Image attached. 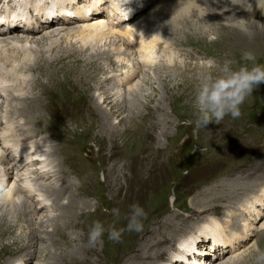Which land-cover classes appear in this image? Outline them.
<instances>
[{
  "label": "rangeland",
  "instance_id": "1",
  "mask_svg": "<svg viewBox=\"0 0 264 264\" xmlns=\"http://www.w3.org/2000/svg\"><path fill=\"white\" fill-rule=\"evenodd\" d=\"M82 23H74L71 20L57 25L72 27ZM178 28H180L179 25ZM43 30L38 29L37 34L24 33L18 36H20L19 39H22L24 35H29L30 39L33 35L36 38L39 36L42 38L39 43L45 45L46 29ZM216 35L211 33V36L210 34L208 36ZM73 38L74 36L70 39L77 43L78 47H81L80 40ZM163 39L165 41H162ZM166 39L162 37L160 45L154 50L151 58L146 60L148 62L139 64L140 67L136 74L130 72L134 65L131 62L133 60L136 62L135 58L139 53L133 49L127 50L126 44L123 41L120 42L119 39L114 43H112L114 39L111 43L109 41L105 43V40L102 43L94 41L84 47L86 50L84 55L63 52L71 41L69 39L60 40L55 51L61 52L59 54L63 56L61 61H49L47 57L41 56L36 51L37 48L34 47L35 50L30 61L40 62L44 59V65L40 67L45 69L43 73L40 71H34V74L26 73L28 78L40 75L41 81L38 86L29 81L24 85L21 96L46 98L45 107L47 106L48 115H44L43 122H40L38 110L29 112L26 109L21 113V111L13 109L15 105L25 106L24 99L18 101L16 98L11 101L12 96L4 99L5 94H3L0 95V105L4 100L9 102L8 106L11 112L5 113L0 109V128L2 129L4 125L2 123H5L6 119L7 121L11 120L12 128L18 130H13V132L16 131L15 136L23 138L26 145L34 141H42L41 148L44 147L43 149H46L47 152H54L53 156H48L50 161L47 159L46 163L49 164L47 170H51L55 174L49 178H46L44 174H37L39 176V178L37 175V178L35 177L38 180L37 187L40 193H49L48 195L51 197H53L51 191L47 192L50 188L49 185L55 184L58 189H63L65 193L60 195L59 200L55 199L56 201H54L59 205L63 202L66 203L71 193L76 199L87 200L88 206L86 207L88 208H84L80 201L78 203L81 209L84 208L81 219L88 232L97 220L103 222L106 227L109 224H114L117 228L126 227L130 206L136 203L144 208L147 217L143 220V230L138 233L125 231L118 243L109 240L106 231L100 242L93 246L96 252L88 253V264H95L96 260V264H166L170 258L174 259L173 264H196V260L187 263L185 260L172 258L171 254H175L177 248L183 247L181 243L184 239L205 235L210 228H215L217 230L215 236H219L221 242H226L230 247L220 256L200 255L198 264H255L256 250L264 251V162H259L262 155L264 157V84L257 87L259 94L252 93L241 105L239 118L232 119L226 116L219 124L213 122L206 127L197 129L195 126V94L184 95L182 89H179L177 85L175 87L178 80L168 77L166 71L161 68L157 71L155 66L158 64L175 68L176 64L188 62L184 53L186 50L195 53L199 57L195 60L201 64L208 65L210 60H215L217 65H221L225 60H231L236 66L243 63L237 59L241 60V55L246 49L243 45L242 47L234 45L229 40L207 43L201 39L184 36L183 40L173 41L182 43V46L170 47L171 50H168L164 46ZM121 46L122 48H120ZM100 49V58L96 59L100 55L98 54L93 60H84V58L88 59L96 50L99 52ZM255 49L256 55H258L256 58L259 61L264 60V45L257 46ZM104 50H113L114 53H104ZM119 50L125 51V54L120 56L117 53ZM0 62L3 63L4 59ZM63 64H70L77 70L70 77L71 83L82 81L86 86L65 85V83H57L52 79L51 71L60 70ZM97 67L100 68L97 70ZM192 68L193 66L190 69ZM199 68L201 67L195 69ZM201 71L202 69L195 73L199 72L200 74ZM125 73H129L128 79L123 83H118V79L121 78H117V76ZM183 73L197 81L200 78L194 73V70ZM21 74L24 75V73ZM62 76H64L63 72H61V78H63ZM164 78L169 81L170 79L174 80L170 81L172 89L170 92L168 91V95L161 82ZM103 81L104 90L99 91L100 89L96 88V82ZM182 82L183 80L180 83ZM196 84H192V86H196ZM44 85L47 87L46 90L43 88ZM137 85L140 87L141 94L139 93V98L133 102L135 105L133 108L137 107L140 113L135 114L132 118V114L129 115L127 110L123 111L125 104H128L122 100L124 95L121 99L117 97L118 94H124L128 89L131 90V87L135 88ZM107 86L113 87L110 97H107V94L99 96V93L106 92ZM93 94L98 97L97 103L91 99ZM32 98L29 99L30 102L27 101L28 106H30ZM115 98H117L119 106L111 104ZM43 104L44 101L40 112L43 111ZM94 104H99L108 111V114L103 113L106 118L95 111ZM111 111L112 114H109ZM104 119L110 120V124H107L109 127L103 124ZM18 128L22 131H19ZM30 147L31 150L32 146ZM22 162L23 160L19 163ZM243 184L247 185L246 192L243 191V186L241 187ZM3 185H9L8 180ZM45 187H48V190ZM233 190L240 194L227 200ZM20 194L21 201L17 202L18 205L10 204L8 207H4L5 211L6 209L10 211L7 220L12 218L10 219L11 223L22 224L30 217L25 215L18 219V212L24 209V205L21 203L24 199L23 191ZM224 195L227 196L225 199ZM209 200L211 202H208ZM213 202H218L222 206H216L218 207V209L215 207L216 210L215 208H201L203 204ZM15 208L18 209L17 212H15ZM41 209L38 210L36 216L48 212L46 207ZM63 210V208L59 209V214L60 212L62 214ZM87 210H93L90 218ZM113 210H118L119 215L114 214ZM2 213L0 209V214ZM4 220L0 222H4ZM60 221L59 223L63 222V220ZM170 223L181 224L183 229H179L180 232H174L172 227L169 228ZM238 224L241 225L238 226L240 232L235 231ZM69 225L72 226V224ZM4 226L5 223H0V227ZM13 227L15 228V225L12 226V229ZM59 227L63 229V226ZM75 227L73 225L65 228V234H68L66 241L71 236L73 237L68 241L67 250L62 249L48 253L47 257H45L46 253H43V259H51L53 256H60L72 250L80 231V228ZM51 228L53 227L51 226ZM6 234L8 235V233H3L4 236H7ZM163 236L173 240L161 241L160 238ZM237 236L239 238H236ZM215 240L220 242L218 238ZM50 241L53 244L49 243V247H54V249L59 246L63 247L62 240L55 232L51 234ZM80 241L89 244L88 238L82 237ZM201 241L203 244L205 243V247L214 252L216 245L214 241H209L204 237H201ZM233 241L235 243L231 244ZM213 242L215 243L214 249L210 247ZM17 247V244H13L12 241L1 244L0 253L1 251H13ZM163 247H165L166 254L156 258L159 249L162 250ZM192 247L194 244L191 249ZM217 247L218 245H216ZM100 250L102 251L100 252ZM218 251L220 252V250ZM1 255L4 254L1 253ZM8 255L10 254H5L3 258ZM36 258L37 253L28 259L27 264H34ZM0 264H3V261Z\"/></svg>",
  "mask_w": 264,
  "mask_h": 264
},
{
  "label": "bare ground",
  "instance_id": "2",
  "mask_svg": "<svg viewBox=\"0 0 264 264\" xmlns=\"http://www.w3.org/2000/svg\"><path fill=\"white\" fill-rule=\"evenodd\" d=\"M15 1H18V0H15ZM32 1H35V2L37 1V4H36L37 9H39L38 8L39 4L41 5L40 11L43 12V11L50 10L49 5L47 4V0H32ZM97 1L101 2L102 0H93L92 3L88 6L87 10L89 11V10L94 9L93 6H96L95 3ZM84 4L86 3L84 2ZM114 7L119 13L118 15L119 19L129 18L128 21H130L133 18L137 21V23L139 24V27L133 30L130 26L128 27L115 26L111 18V17H114V15L113 16L108 15L106 16V19L103 18V20L98 19V18H101L100 16H95V17L93 16L90 19L80 18L77 21H74V23L75 22H83V23L78 24L77 26H72V27H68V26L65 27V25L58 26L57 24L59 23L47 24V25L42 26L43 27L42 29L44 30L46 29L45 34H44V37L46 38L45 45L44 43H39L42 40V38H40L39 36H37L36 38V36L33 35L31 36L32 39H30L29 35H24L23 37L21 36L22 39H19L20 36L18 35H23V34L16 31L15 29L16 27L12 28L13 30L10 29V32H0V60L4 59L3 63L0 62L1 64L0 65V88L2 89V91H4L0 93V95L2 96L3 94H5L4 99H6L8 96H12L11 101H14L16 98L18 99V101L24 99L23 101L26 102L25 106L20 107L18 105H15L13 106L15 107L13 109L19 110L21 111V113H23L22 111L26 109L29 112L38 110L37 112L39 116L38 117L39 121L43 122V117L48 115L47 106L45 107L46 98L44 97L45 99H43L42 96L35 97V98L29 97V96L22 97L21 95L24 90V85L28 84L29 81H31L32 83H35V86L36 85L38 86V84L41 81L40 75H37L35 77L32 76L28 78L26 76L27 75L26 73H33L34 71H40L41 73H43L45 69L43 67H40L44 65L43 64L45 62L44 59L42 60L43 62L42 61L37 62L36 60H33V62L30 61L32 58V54L35 50L34 47L37 48L36 51L39 54H41V56L47 57L49 61L50 60L51 61L52 60L61 61L60 59L63 58V56L59 55L61 52H59L58 50L55 51L58 41L60 40L69 39L71 41L70 45L66 46V49L63 52L84 55L86 54V50H84V47H86L87 45L91 44L94 41L102 43L105 40V43H107L108 41L111 43L112 39H114L112 41V43H114V41L119 39L120 42L123 41L124 44H126L125 47L127 46L126 47L127 50L133 49L135 52L139 53L137 58H135L136 62H134V60L131 62L132 64H134L131 67V71H130V72H133V74H136V72L139 70V67H140L139 64L148 62V61L146 62V60H149L151 58V55L153 54L154 50L157 48L158 45H160L161 43L160 41L162 37L167 38L166 43H164L165 44L164 46H166L168 50L169 49L171 50L172 47L177 48L178 45L182 46V43L173 42V41L180 40L184 36L187 38H194L197 40L201 39V40L206 41L207 43L229 40L234 45H237L240 47H242L243 45L245 47L244 49L253 51L255 55L257 54L255 48L257 46L264 45V0H138L137 2H131V3L124 1V4L121 3V0H116V5H114ZM249 7L251 8L248 10ZM146 8H150L149 13L144 12ZM94 11L97 13L100 10L96 7ZM108 18H110V22H108ZM59 20L60 22H64V23L71 21V19L67 20L64 18L59 19ZM40 25L41 24H39L37 27H40ZM124 25H127V24H124ZM178 25L181 29L178 28ZM144 28H149L152 31L153 33L152 39L151 38L147 39L148 35L146 34ZM35 29L31 31L32 33H27V34L31 35V34L36 33ZM25 31L30 32V30H25ZM133 33L135 35V39H137L139 42L138 47L140 48L138 49H134L130 44H128V42L124 41L123 39H121V37L118 36L119 34L121 35L125 34V35L130 36ZM211 33L212 34L215 33L217 35L213 37H209L208 35L210 34L211 36ZM7 36L9 37L6 38ZM56 36L58 37L56 38ZM73 36L75 39L78 38V40H80V43L82 45L81 47H78L77 43H75L73 40L70 39ZM162 41H165V40L163 39ZM120 48H122V46ZM106 52H111V54L114 53L113 50H109V51L104 50V53ZM117 53L120 56H122L123 54H125V51L122 52L119 50ZM184 53H185L186 58L189 60L188 62L184 61L182 64H176L175 68L169 67V66L165 67V66L158 65V64L155 66V68L157 71L160 70V68L163 69L164 71H166L168 77L178 80L175 84V87L178 86L179 89H182V92L184 95L196 94V86H197L196 83H198L197 79L191 76H188L184 74L183 72H186V71L189 72L190 70H192L193 72L194 70V73H195L197 71H200V69H202L201 72L204 73L209 70L214 71L215 69H209L208 65L197 62L195 59L199 57L195 53H193L191 50L190 51L186 50ZM74 56L77 57L76 55ZM67 57H70V56H67ZM95 57L96 59L101 57V49L99 52L96 50L88 57V59L84 58V60L90 61V60H93ZM110 60L112 59L110 58ZM237 61H241V60L237 59ZM260 61L257 59L256 63L264 64L263 59ZM191 66H193L192 69H190ZM198 67H201V68L195 69ZM99 68L100 67H97V70ZM17 70L18 72H16ZM76 71H77L76 68H74L72 65L63 64L60 70L51 71L50 76L52 77V79L56 80L57 83H62V84L65 83V85L66 84H69V85L77 84L78 86H81V85L86 86L85 83L82 81H79V83L70 82V77L73 76V74L76 73ZM61 72H63L64 74V76H62L63 78H61ZM21 73H24V75H22ZM202 73L199 74L198 72V74L197 73L195 74L198 77H200ZM128 76H129V73H125L124 75H121L119 77L117 76V78H121L120 80L118 79L117 82L123 83L124 81L128 79ZM172 79H170L171 82L174 81ZM181 80H183L182 83H180ZM170 81L167 80L166 78L162 79L161 81L163 88L166 91L167 95L172 89L170 85L171 83ZM192 84H196V86H192ZM103 85H104V81L96 82V88L98 90L100 89L99 91L104 90ZM107 87L108 88L106 92L99 93L100 94L99 96H105V94H107V97H110V94H112L111 90L113 89V87H109V86ZM136 87L135 88L131 87L132 88L131 90L129 89L127 90L129 92L126 91L127 93L125 92L124 94H121V95L118 94V97H117L118 99H121L124 95L122 100L123 102H128V104H125V109H123V111L127 110L130 113V114L128 113L129 115L132 114V118L134 117L135 114L137 115L138 113H140L138 112L139 110L137 109V107L133 108L135 106L133 102L136 101V98H139V93H140V90H139L140 87L138 85ZM43 88L46 90L47 87L44 85ZM129 93L130 94L135 93V94L128 96L127 94ZM253 93L259 94L258 89L255 88ZM15 94H19V95H15ZM30 98H32V101L30 103V106H28L27 101L30 102L29 101ZM97 98L98 97H96L94 94L91 95V99L95 103H97ZM117 98H115L113 101L110 100L112 101L111 104H113V106L115 105L119 106L118 105L119 103L117 102L118 101ZM43 101H44L43 111L40 112L42 110ZM6 102L7 101L5 100L2 102V105H0V109L2 112H5V113L11 112V109L8 106L9 102H7V104ZM95 106H96L95 111L100 113L102 116H103V113L108 114V111L103 109V106L101 107L99 104L98 105L96 104ZM109 114H112V111L109 112ZM103 118H106V117L103 116ZM109 121H110L109 119H104L103 124L109 127L108 126L110 124ZM9 122L11 123V120L7 121L6 119L5 123H7L10 126L9 127L10 129L4 130L3 127L2 129L0 128V140L3 135L10 136L11 139L14 141V143H16L17 145L25 149L26 151L25 159L26 160L19 157L15 159L16 162H12L11 158L8 157L7 150L0 146V181L4 183L6 180H8L9 182V185H4L7 191H6V195L3 198V202H0V209H1V212H3L2 214H0V221H3L5 219L4 222H0L1 224L5 223L4 227H0V245L12 241L13 244L15 243L18 246L17 249L13 251L9 250L10 252L1 251V253L4 255L3 256L1 255L2 257L0 256V262L3 261V264H27L29 261L28 259L32 257L35 253H37V258L34 260L35 261L34 264H88V261H89L88 253L96 252L93 246H90L89 244H85L80 241L82 237L88 238L89 232L84 225V221L81 219L82 218L81 215L83 213L82 209L88 208L86 207L88 206V201L76 199L73 193H71L70 196H68L66 203L63 202V204H60V205L57 204L56 202H54L56 201L55 199L59 200L60 195L63 192L65 193V191L63 189H58V186L55 184L49 185L48 186L50 187L49 190H48V187L47 188L45 187V189L48 190L47 192L51 191L52 193L51 195L53 197L49 196L48 195L49 193L47 194L46 192L40 193L37 187L38 180H36L35 177L37 174H40V175L44 174L46 175V178L53 177L55 173L51 172V170L50 171L47 170L49 164L46 163V160L47 159L49 160L48 156L50 157V155H52L54 152L53 151L47 152L45 151L46 149L45 150L43 149L44 147L41 148V146L43 145L42 141H34V142L29 143V145H26L23 138L20 139L19 137L15 136L16 131L13 132V130L14 129L17 130V128L13 129L12 128L13 124L12 123L10 124ZM5 123H2V124H5ZM20 130L22 131V129H19V131ZM25 131L28 132V130L26 129ZM13 134L15 137L13 136ZM30 146H32L31 150H30L31 148ZM21 160H23V162L19 163ZM24 160L26 161V163ZM259 162H264L263 155H262V159H260ZM246 186H247L246 184L241 185L244 192H246L245 190H248L246 189ZM22 191L24 193V196H23L24 199H22L21 203H23L24 209L18 212V219L22 218L25 215L30 216V217L22 224H20L19 222L11 223L10 219L12 218H9L7 220L8 218L7 216L10 215V211H8L7 209L5 211L4 207L5 206L8 207L10 204H13L14 206L15 204H17L18 201H21L20 193H22ZM231 194L228 195L229 199L227 200L237 197L240 193H238L236 190H233ZM225 197L227 196L224 195L223 198L225 199ZM79 201L80 203H83L84 208L82 209L80 208V204L78 203ZM208 202H211V201L209 200ZM27 203H29V205H27ZM56 204H57V207H56ZM218 205L222 206L218 202L217 203L213 202L210 204L207 203L206 205L203 204L201 208L213 209ZM76 206L78 208H75ZM223 206L226 207L225 204H223ZM42 207L44 208L46 207L48 209L47 210L48 212L46 214L42 213L41 215L39 214V216H36L38 210L41 209ZM89 207L91 208V206ZM62 208L64 209L63 213L61 214L60 212L59 214L58 210ZM216 208L218 209V207ZM17 211L18 209L15 208V212ZM92 211L93 210H87V214L89 218L92 216ZM247 211L249 212V209H247ZM60 220H63V222L59 223L61 222ZM69 224H72V226L74 225L80 228V231L78 232V235H77V242L73 246L72 250L67 251V253L65 252L66 254H61L60 256H53L51 257V259L50 258H47L46 260L45 258L43 259V253H46L45 257H47L48 253L57 252L58 250H62V249L67 250L66 246L68 244V241L73 239L72 236L71 237L69 236L70 238L66 241L68 234L67 235L65 234V228H68L69 226L72 227ZM170 224L171 226L169 228L172 227L174 229V232L179 231V229L181 230L183 229L181 228V224H178V223H175V224L170 223ZM14 225H15V228L13 227L12 229V226ZM60 225L63 226V229L59 227ZM51 226L53 228H51ZM238 226H241V225L238 224L237 227H235L236 229L235 231H239L238 229H240V227L238 228ZM12 230H13V233H11ZM53 232H55V234H57L59 238L62 240L63 247L59 246L61 248L58 247L59 249L58 248L54 249V247L48 246L49 243H52L50 241V238ZM3 233L4 234L8 233V235L6 234L7 236H4ZM216 233H217V230L215 228H210V230L207 231L205 235H201V236L197 235V236L191 237L190 239H186V240L184 239V241L181 243L183 247L181 246L180 248H177L175 250L176 251L175 254H171V257L172 258L175 257V259H179L181 261L185 260V262L187 263H191L192 261L196 260L195 263L198 264L197 261L200 255L220 256L224 251L226 250L228 251V247H230V245L227 244L226 242H221L220 237L215 236ZM201 237H204L205 239L208 238L209 241H214L216 245H218L217 248L215 245L214 252H212L207 247H205V243L204 244L202 243ZM215 238H218L220 242H217ZM236 238H239V236H237ZM160 239L161 241H168V240H171L172 238L168 239L167 236H163ZM214 242L210 244V247H212V249H214L213 247L215 244ZM232 243H235V241L231 242V244ZM193 244H194V247H192L191 249V246ZM203 249L205 250L203 251ZM218 250H220V252ZM101 251L102 250H100V252ZM5 254L6 255L10 254V255H8L6 258H3ZM165 254H166V250H165V247H163L162 250L159 249V253L156 255V258L162 257ZM188 254H191V256H188ZM187 257L189 258L187 259ZM173 260L174 259L170 258L169 262H167L166 264H173L172 262ZM96 262L97 260L94 261L95 264Z\"/></svg>",
  "mask_w": 264,
  "mask_h": 264
},
{
  "label": "clouds",
  "instance_id": "3",
  "mask_svg": "<svg viewBox=\"0 0 264 264\" xmlns=\"http://www.w3.org/2000/svg\"><path fill=\"white\" fill-rule=\"evenodd\" d=\"M239 65L234 66L233 61L225 60L217 65L215 60L208 62L209 70L201 74L195 94L197 129L206 127L209 123L219 124L226 116L237 119L241 116V105L251 95L255 88L264 84V64L256 63V55L251 50L243 51ZM6 188L0 181V202L6 195ZM119 215L118 210H113ZM147 213L139 204H132L127 216L126 227L117 228L114 224L107 227L97 220L88 233V243L95 246L107 231L108 239L120 242L125 231L140 232L143 230V220ZM256 264H264V251L257 249Z\"/></svg>",
  "mask_w": 264,
  "mask_h": 264
}]
</instances>
